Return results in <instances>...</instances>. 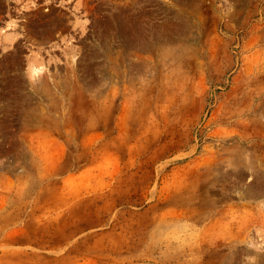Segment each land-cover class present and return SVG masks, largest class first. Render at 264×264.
Listing matches in <instances>:
<instances>
[{
  "label": "rangeland",
  "instance_id": "1",
  "mask_svg": "<svg viewBox=\"0 0 264 264\" xmlns=\"http://www.w3.org/2000/svg\"><path fill=\"white\" fill-rule=\"evenodd\" d=\"M5 48L0 264H264V0H0Z\"/></svg>",
  "mask_w": 264,
  "mask_h": 264
},
{
  "label": "clouds",
  "instance_id": "2",
  "mask_svg": "<svg viewBox=\"0 0 264 264\" xmlns=\"http://www.w3.org/2000/svg\"><path fill=\"white\" fill-rule=\"evenodd\" d=\"M83 23L86 25L88 23V21L85 20V21H83ZM7 52H8V49L5 48V49H3L2 52H0V55H2L3 53H7ZM38 71L39 72H43L44 71V68H43L42 65H41V67L39 69H34L32 64H29L27 72H28V78H29L30 81L34 79V77L36 76ZM249 247H252V245L249 244ZM256 248H257V251L260 250L259 246H256ZM249 259L254 260L255 258L254 257H250Z\"/></svg>",
  "mask_w": 264,
  "mask_h": 264
}]
</instances>
